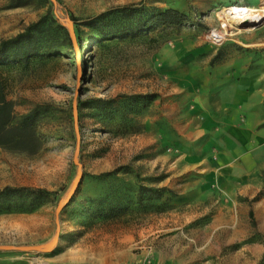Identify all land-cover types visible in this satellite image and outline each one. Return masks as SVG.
<instances>
[{
  "label": "rangeland",
  "instance_id": "obj_1",
  "mask_svg": "<svg viewBox=\"0 0 264 264\" xmlns=\"http://www.w3.org/2000/svg\"><path fill=\"white\" fill-rule=\"evenodd\" d=\"M233 5L264 0H0V42L45 20L38 51L1 65L16 120L43 111L36 152L0 147V188L55 196L0 211V249L49 264L68 239L93 244L102 264H264V214H212L220 188L195 163L226 55L264 41V16L247 26L220 17ZM167 9L189 20L140 27ZM96 98L100 107L85 104ZM141 183L169 195L140 205Z\"/></svg>",
  "mask_w": 264,
  "mask_h": 264
},
{
  "label": "crops",
  "instance_id": "obj_2",
  "mask_svg": "<svg viewBox=\"0 0 264 264\" xmlns=\"http://www.w3.org/2000/svg\"><path fill=\"white\" fill-rule=\"evenodd\" d=\"M259 41L253 42L252 49L226 55L223 77L212 83L215 98L204 106L205 135L197 146L195 163L200 164L202 157L206 184L217 182L220 188L215 199L207 198L210 207L216 204L212 214H264V50L257 51L264 41ZM221 51L222 55L224 48ZM169 191L166 187L160 200ZM89 246L67 239L56 255L59 258L49 264H102L94 245ZM0 264L31 263L22 251L3 248Z\"/></svg>",
  "mask_w": 264,
  "mask_h": 264
},
{
  "label": "trees",
  "instance_id": "obj_3",
  "mask_svg": "<svg viewBox=\"0 0 264 264\" xmlns=\"http://www.w3.org/2000/svg\"><path fill=\"white\" fill-rule=\"evenodd\" d=\"M105 15L106 13H103L95 17L96 24H99ZM43 19L28 25L23 32L0 42V147L8 150L33 153L40 147L36 121L43 107L37 105L16 120L15 102L8 96L6 77L1 71V65L38 51L39 38L36 31L45 21ZM187 20L188 15L177 9L160 10L150 19H140V27H149L150 24H181ZM218 55L219 53L216 57ZM102 102L104 100L96 98L85 104L91 108H98ZM165 191L166 187H153L141 183L137 190L139 204L145 205L143 204L145 201H158ZM54 200L53 192L45 187L5 185L0 188V211L31 212Z\"/></svg>",
  "mask_w": 264,
  "mask_h": 264
},
{
  "label": "bare ground",
  "instance_id": "obj_4",
  "mask_svg": "<svg viewBox=\"0 0 264 264\" xmlns=\"http://www.w3.org/2000/svg\"><path fill=\"white\" fill-rule=\"evenodd\" d=\"M224 21H232L240 25H248L261 20L264 16V8H253L245 5H233L223 9L219 13Z\"/></svg>",
  "mask_w": 264,
  "mask_h": 264
}]
</instances>
